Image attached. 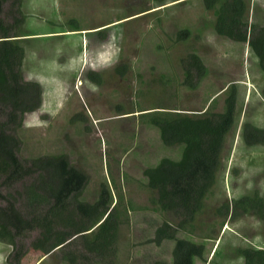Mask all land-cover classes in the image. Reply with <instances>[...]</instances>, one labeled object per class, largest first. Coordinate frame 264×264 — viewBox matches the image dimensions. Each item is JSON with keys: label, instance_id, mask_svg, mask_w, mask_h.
<instances>
[{"label": "rangeland", "instance_id": "374dc122", "mask_svg": "<svg viewBox=\"0 0 264 264\" xmlns=\"http://www.w3.org/2000/svg\"><path fill=\"white\" fill-rule=\"evenodd\" d=\"M69 1L73 20L69 27L123 20L101 37L107 40L102 55L91 56L101 68L85 67L74 80L65 83L54 78L67 80L73 74L55 69L52 56L45 64L35 66L39 55L36 46L50 45L53 54L59 39L25 44L17 38L25 50L22 76L26 81L38 82L41 92L39 107L27 113L16 130L17 156L30 160L66 155L70 165L87 178L79 201L94 204L101 200L116 215L118 234L112 255L103 260L84 252L76 239L69 248L45 256L29 252L21 264H70L63 258L67 251L78 257L79 264H173L172 251L178 239L204 247L202 258H194L193 264H242L240 250L264 248V222L252 214L231 219L223 214V207L254 193L264 197V147L247 146L242 139L246 122L264 129V73L257 58L246 43L232 42L215 33L214 16L204 9L202 0ZM247 1L253 10L251 15L248 13L249 25L263 26L264 0H255L254 4ZM24 2L26 10L36 16L28 17L26 32L60 29L56 23L57 0ZM8 9L6 4L1 12L6 23L11 21ZM44 13L56 21L53 27L41 20ZM61 14L69 17L63 10ZM181 31L186 35H179ZM22 32L23 26L18 34ZM189 54L197 55L205 66L204 76L194 88L182 85V60ZM118 67L125 71L122 76L116 71ZM91 72L98 74L100 84L91 82ZM230 87L236 94L235 118L216 182L193 224L179 231L175 240L155 243L156 229L165 221L172 222V218L160 211L156 192L147 186L143 171L163 158L177 160L179 150L162 144L150 118L159 112H222ZM30 181L4 186L2 192H22V186ZM20 197H16L15 205L26 213L25 200ZM36 235L31 232L17 238V247L28 248ZM12 252V246L0 242V264H9Z\"/></svg>", "mask_w": 264, "mask_h": 264}, {"label": "trees", "instance_id": "16d2710c", "mask_svg": "<svg viewBox=\"0 0 264 264\" xmlns=\"http://www.w3.org/2000/svg\"><path fill=\"white\" fill-rule=\"evenodd\" d=\"M22 2L0 0V242L13 248L9 264H21L29 252L45 256L54 250L69 248L76 239L80 240L84 252L103 260L113 253L119 221L101 200L94 204L79 201L87 183L86 175L70 165L66 155L30 160L17 156L16 130L21 128L25 115L39 107L41 93L39 85L26 81L21 73L24 50L17 38L26 19L21 10ZM6 4L10 23L1 18ZM202 4L214 16L215 33L232 42L246 43L264 73V25H249L248 1L202 0ZM183 34L185 31L179 33ZM182 63V85L194 88L204 76L205 66L195 54L187 55ZM116 71L121 76L125 73L122 67ZM98 77L94 72L88 75L95 84L101 82ZM235 108V88L230 87L222 112L200 115L159 112L150 118L149 123L159 131L162 144L179 150L177 160L163 158L143 171L147 186L156 192L160 211L172 218V222L165 221L156 229L155 243L175 240L179 231L195 221L221 168ZM242 139L247 146L264 147V129L246 122ZM25 179L31 181L22 186V192H2L4 186ZM16 197L24 198L26 213L16 207ZM223 214L231 219L252 214L264 222V197L254 193L235 199L223 207ZM31 232L37 235L28 248H18L16 239ZM203 252L202 245L178 239L172 251L173 264H193L194 258H202ZM240 255L242 264H264V248H245L240 250ZM63 258L70 264H79L78 257L68 251Z\"/></svg>", "mask_w": 264, "mask_h": 264}, {"label": "crops", "instance_id": "0c3cea01", "mask_svg": "<svg viewBox=\"0 0 264 264\" xmlns=\"http://www.w3.org/2000/svg\"><path fill=\"white\" fill-rule=\"evenodd\" d=\"M24 1L25 0H23V2H22V10H23V13L27 16V18H26L25 23L23 25V32L20 34L18 41H20V43L33 44L32 41H34V40L56 38V39H59V44H60V45L58 44V46H57L58 49L53 54L51 53V48H50L51 46L50 45H44V44L41 45L40 44V45L36 46L37 47V53L41 56H39V55L37 56V58H36L37 61H36L35 66L38 67L39 65L45 64L47 62V60H46L47 57L52 56L51 65L54 66L55 69L61 70V71H62V69H65L66 71H68V72L70 71V73L73 74L67 80L63 79L60 76H56L54 78V81H61L64 83L69 82L70 80H74L73 78L75 77V74L77 72L82 73V71L85 67H89V68H92L94 70H96L97 68H101L100 66H102V65H98V67H97L91 61V56L94 53H96L98 57H100L102 55L101 50H102L103 46H106L107 40L106 39L101 40V37L105 36V34H107V32L109 30L117 28L119 26V24H118L119 21H121L123 19L115 20V21L110 22V23L99 22L97 24L91 25L89 27H84V28H81L79 26L76 27L74 25L69 27V22L73 21L72 19H70L71 17L69 16V13L71 15V9L69 8L70 7L69 6L70 1L69 0H63L64 2H62V4L60 5V3H59L60 0H57L58 1V4H57V14H58L57 22L52 17H50V15H48L47 13H44V15H42V17L39 14H36V15H39V16H37V18L41 17V20L45 21L44 23L53 24L51 27H53L55 25L54 22H56L57 25H59L60 29L56 30V28H55V29L42 31V32L28 33V32H26V24H27L28 17L29 16L30 17H36V16H32L33 13L26 10V8H25L26 2H24ZM187 1H189V0H187ZM254 2H255V0H249V3H251V4H254ZM61 10H63V12L65 11L67 16H69V17L63 16L61 14ZM249 11H250V15H251L253 12L252 8H249ZM72 37H80V39L74 40V38H72ZM68 38H71V39H68ZM78 41L81 44L80 49H79L80 44L79 45L76 44ZM24 52H25V50H24ZM101 62L102 61H100L99 64ZM70 63H72V66H70ZM33 73H31V75L33 77H35L33 75ZM57 79H60V80H57ZM35 82H37L36 79H35Z\"/></svg>", "mask_w": 264, "mask_h": 264}]
</instances>
